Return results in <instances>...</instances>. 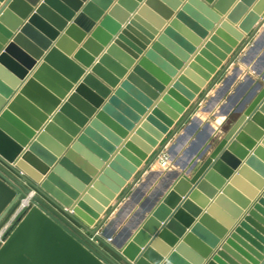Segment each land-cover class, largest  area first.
<instances>
[{
  "label": "water",
  "instance_id": "95a60500",
  "mask_svg": "<svg viewBox=\"0 0 264 264\" xmlns=\"http://www.w3.org/2000/svg\"><path fill=\"white\" fill-rule=\"evenodd\" d=\"M263 25L264 0H0V230L21 211L0 264H264V70L218 128L196 113ZM54 56L73 82L50 104L36 83ZM165 150L179 169L128 217Z\"/></svg>",
  "mask_w": 264,
  "mask_h": 264
},
{
  "label": "crops",
  "instance_id": "0c3cea01",
  "mask_svg": "<svg viewBox=\"0 0 264 264\" xmlns=\"http://www.w3.org/2000/svg\"><path fill=\"white\" fill-rule=\"evenodd\" d=\"M250 58L251 59L249 60L250 61L249 66L245 65L244 63H240L238 61H236L237 63L234 62L233 65L236 66L237 64L241 68V72L240 74H238L237 79L230 86V89H227L225 87L226 85L222 84V80H221L220 83H217L208 92L209 94L207 95V98L209 99L213 96H216V98L219 100V103H217V105L215 104V106L212 109L213 110L212 112H207V111L203 112L201 108H197L196 113L200 118H202V120H205L206 122L208 121L214 127H218L221 124V121H223V117L214 116V112L219 111V109L223 105H225L224 108L229 107L230 105L235 103L238 99H240L241 97H243V95L247 93V91L251 88L252 85H251V82L246 80V76H250L253 80L259 79V76L254 71L251 70L250 66L253 67V65H255V68L257 69H264V46L261 49H259L258 52H254L253 56H251ZM42 62L43 60L40 61L38 64L40 65ZM46 64L47 65L45 66V68L41 70V74H40V76L42 77V80L40 81L42 82L38 81L36 83L37 85L40 86L39 89L43 91L40 92L37 88H35V86L34 88L38 90L41 93V96L45 98L47 102L51 104L50 101H52V98H51L52 94H55L59 98H61L60 96L65 95V94H67L68 96V93L72 90V89L71 90L69 89L71 88L73 81L69 78L71 71L68 69V66L64 65V62L60 57L54 56L50 61L46 62ZM234 66H231L227 70L225 75L231 74ZM38 67H36V69ZM30 76H31V73L29 74L28 77ZM34 88H33V91H35ZM235 88H237V90L235 91L236 93L234 94V97L229 101L228 96L233 93ZM208 99H204L200 106L201 107L204 106ZM31 105L34 106L33 104ZM34 107L35 108L32 109V108L25 107L24 105H21V108L26 113H29V115H31V119L34 122H38L41 119V115H40L41 110L38 109L36 106ZM47 120L48 119H46V121ZM191 127H192L190 129L191 136L188 142L186 143L184 149L177 154V157L178 158L182 157L183 161H185L186 158L190 155L189 153L191 152L194 153V151H196L202 145L201 143L203 142L205 132H206V128L204 127V124L193 125ZM223 132L218 134L213 144H215L217 140L221 138V135H223ZM165 151L161 153V155L159 156L160 159L158 158V160L156 161V164L154 162V164L151 166V169L158 170L159 167L164 168V169L170 167L171 170L179 169L173 163L169 162ZM162 171L163 173L155 177L154 180L152 181L150 180L149 182L150 185H148L147 190L144 193H141L139 201L137 202L136 206L128 213V217H131L133 215L132 213L136 211L143 203L144 204L141 207H144L146 205L145 204L146 200L149 198V195H151V193L155 190V188H157L161 184V182L165 180L163 178L166 177V173L168 172V170H162ZM14 218H17V217H14ZM14 218L8 221L6 225H4V228L0 230V238H1L0 246L4 243V239L6 238V236L9 235L12 229L16 226L14 223V220H15ZM127 218L122 222V225H120L116 230L113 231V236H117L121 233L120 229L123 228V225L125 224ZM197 232H198L197 235L196 234L193 235L189 241L191 243L190 244L191 246H196V247L200 246L201 244H203V241H206L208 237L210 236L209 231L205 230L204 228L200 229ZM100 246H101L100 248L102 249L104 248L102 247V245ZM103 250L105 252L108 251L107 248L106 249L104 248Z\"/></svg>",
  "mask_w": 264,
  "mask_h": 264
},
{
  "label": "bare ground",
  "instance_id": "6f19581e",
  "mask_svg": "<svg viewBox=\"0 0 264 264\" xmlns=\"http://www.w3.org/2000/svg\"><path fill=\"white\" fill-rule=\"evenodd\" d=\"M263 31H264V25H263V27L261 28V32H263ZM261 48H262V47L257 48L256 52H258V50L261 49ZM253 54H254V53H252V54L250 55V57L253 56ZM250 57H248V58H249L248 60L251 59ZM240 63H241V62H240ZM247 66H249V64H248ZM253 66H254V68H255V65H253ZM250 67H251V66H250ZM239 68H240V67H239ZM240 69H241V68H240ZM252 69H253V68H252ZM255 69H257V68H255ZM258 70H264V69H258ZM258 70H257V71H258ZM239 74H240V72H239ZM226 106H228V105H226ZM223 119H224V118H223ZM213 127H214V126H213ZM215 128H218V127H215ZM165 152H166V154H167V157H168L169 162H171V163L174 164V162L170 160V156L168 155L167 151H165ZM189 154H192V152L189 153ZM188 157H189V156H188ZM188 157H187V158H188ZM176 158L179 160V162H180L181 164H183L184 162H186V161H183V160H182V157H179V158H178V157L176 156ZM187 158H186V160H187ZM156 161H157V160L154 161L155 164H156ZM174 165H175L177 168H179V164H178V165L174 164ZM159 169H161V170H171L170 167H169V168H166V169L159 167ZM26 202H28V200H26Z\"/></svg>",
  "mask_w": 264,
  "mask_h": 264
},
{
  "label": "rangeland",
  "instance_id": "374dc122",
  "mask_svg": "<svg viewBox=\"0 0 264 264\" xmlns=\"http://www.w3.org/2000/svg\"><path fill=\"white\" fill-rule=\"evenodd\" d=\"M226 126L228 127V123L226 124ZM227 127H225V129H223L222 132H223L224 130H226ZM222 132H221V133H222ZM220 135H221V134H220ZM157 160H158V159H157ZM158 162H159V161H158ZM20 212H21V211H19L18 213H15V214L12 216V218L19 216ZM16 215H17V216H16ZM12 218H11V219H12ZM93 241H94V243H95L98 247H101V246H100L101 244H100V243H97V241H96L95 239H93ZM103 249H104V248H103Z\"/></svg>",
  "mask_w": 264,
  "mask_h": 264
},
{
  "label": "built area",
  "instance_id": "2783aa9c",
  "mask_svg": "<svg viewBox=\"0 0 264 264\" xmlns=\"http://www.w3.org/2000/svg\"><path fill=\"white\" fill-rule=\"evenodd\" d=\"M161 155V154H160ZM159 159H160V157H159ZM162 159V158H161ZM1 239V238H0ZM90 240H92L93 241V238L92 237H90ZM94 242V241H93Z\"/></svg>",
  "mask_w": 264,
  "mask_h": 264
}]
</instances>
